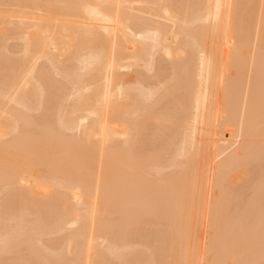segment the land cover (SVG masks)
<instances>
[{"label":"bare ground","instance_id":"1","mask_svg":"<svg viewBox=\"0 0 264 264\" xmlns=\"http://www.w3.org/2000/svg\"><path fill=\"white\" fill-rule=\"evenodd\" d=\"M0 264H264V0H0Z\"/></svg>","mask_w":264,"mask_h":264}]
</instances>
